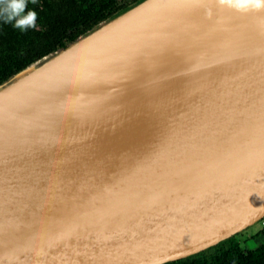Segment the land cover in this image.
Returning <instances> with one entry per match:
<instances>
[{
    "label": "water",
    "instance_id": "obj_1",
    "mask_svg": "<svg viewBox=\"0 0 264 264\" xmlns=\"http://www.w3.org/2000/svg\"><path fill=\"white\" fill-rule=\"evenodd\" d=\"M169 40L174 55L264 43V11L139 0L1 83L0 117L64 87L87 88L92 76ZM180 93L2 137L0 264H167L259 222L264 59Z\"/></svg>",
    "mask_w": 264,
    "mask_h": 264
},
{
    "label": "bare ground",
    "instance_id": "obj_2",
    "mask_svg": "<svg viewBox=\"0 0 264 264\" xmlns=\"http://www.w3.org/2000/svg\"><path fill=\"white\" fill-rule=\"evenodd\" d=\"M171 43L169 40L140 49L129 56L126 63L92 76L87 80L90 82L87 88L64 87L30 107L0 117V139L15 140L85 120H98L166 96L182 94L180 92L264 59V43L216 55H203L208 48L174 55L166 51ZM147 58L151 61L143 67L150 60ZM127 70L130 72L126 73ZM112 73L103 83L102 78ZM49 109L50 112H45Z\"/></svg>",
    "mask_w": 264,
    "mask_h": 264
},
{
    "label": "trees",
    "instance_id": "obj_3",
    "mask_svg": "<svg viewBox=\"0 0 264 264\" xmlns=\"http://www.w3.org/2000/svg\"><path fill=\"white\" fill-rule=\"evenodd\" d=\"M139 0H26L37 13L23 31L0 17V84L40 58L65 48L97 24ZM3 4H0V8ZM167 264H264V242L242 250L236 235L187 259Z\"/></svg>",
    "mask_w": 264,
    "mask_h": 264
},
{
    "label": "clouds",
    "instance_id": "obj_4",
    "mask_svg": "<svg viewBox=\"0 0 264 264\" xmlns=\"http://www.w3.org/2000/svg\"><path fill=\"white\" fill-rule=\"evenodd\" d=\"M219 5L227 6L241 13L250 11H264V0H218ZM3 7L0 8V17H4L5 23L15 19L14 27L20 28L22 31L26 27H35L37 13L29 10L25 12L26 0H0Z\"/></svg>",
    "mask_w": 264,
    "mask_h": 264
},
{
    "label": "rangeland",
    "instance_id": "obj_5",
    "mask_svg": "<svg viewBox=\"0 0 264 264\" xmlns=\"http://www.w3.org/2000/svg\"><path fill=\"white\" fill-rule=\"evenodd\" d=\"M242 250L254 248L264 242V224L257 222L236 234Z\"/></svg>",
    "mask_w": 264,
    "mask_h": 264
},
{
    "label": "built area",
    "instance_id": "obj_6",
    "mask_svg": "<svg viewBox=\"0 0 264 264\" xmlns=\"http://www.w3.org/2000/svg\"><path fill=\"white\" fill-rule=\"evenodd\" d=\"M259 222L264 224V217Z\"/></svg>",
    "mask_w": 264,
    "mask_h": 264
}]
</instances>
